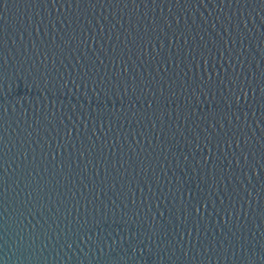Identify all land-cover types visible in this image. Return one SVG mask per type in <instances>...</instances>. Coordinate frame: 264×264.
I'll list each match as a JSON object with an SVG mask.
<instances>
[{"label":"water","instance_id":"obj_1","mask_svg":"<svg viewBox=\"0 0 264 264\" xmlns=\"http://www.w3.org/2000/svg\"><path fill=\"white\" fill-rule=\"evenodd\" d=\"M0 264H264V0H0Z\"/></svg>","mask_w":264,"mask_h":264}]
</instances>
